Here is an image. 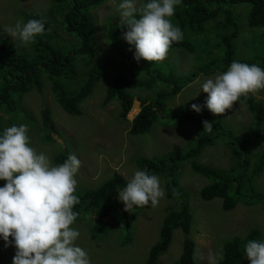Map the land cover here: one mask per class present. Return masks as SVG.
Returning a JSON list of instances; mask_svg holds the SVG:
<instances>
[{
  "label": "rangeland",
  "instance_id": "1",
  "mask_svg": "<svg viewBox=\"0 0 264 264\" xmlns=\"http://www.w3.org/2000/svg\"><path fill=\"white\" fill-rule=\"evenodd\" d=\"M118 2L119 0H116V3L113 0H105L89 11L97 24L96 36L101 44H105L106 38L103 31L106 29L105 21L109 19L108 17L114 18L117 24L120 23L117 12ZM48 5H50L49 0H0V27L3 29L5 25H14L17 20L25 21V14L28 11L42 12L51 21L55 18L59 19L58 11L55 12L52 6L46 15L44 8ZM225 7L230 10V14L238 24V34L233 40L237 57L239 59H251L253 56L264 57V26H249L248 15L251 5L227 3ZM207 26V37L206 34L202 35L211 40V37L215 35L214 22L209 21ZM231 31L230 29L229 32ZM58 38L66 45V48L78 47L80 44L79 38L75 35L65 36L64 34V40L60 35ZM36 40L38 39L36 38L27 45L13 40L12 45L18 52L27 54V58L44 61L48 57L43 55H49L44 50L42 52L39 50L40 47L36 46ZM121 42L127 43L123 38ZM210 48L212 47L208 46V50ZM214 50L215 53L219 51L217 48ZM35 53L41 56L36 57ZM96 53L93 58L95 62L105 60L101 51H96ZM215 53L203 50L189 52L183 49H171L163 61H147L154 66L164 65L166 68L173 69L175 73L186 76L194 71L192 64L206 65L210 72L198 74L196 79L185 85L176 95L168 97L165 100L164 116L153 122L146 133L135 135L129 133L128 121L118 117L119 101L117 98H114L108 105H102L106 86L113 79L114 74L127 68L121 65H118V68L112 66L102 74L92 93L81 102V113L78 115L68 113L57 102L50 85L56 84L55 82L59 79H50L47 72L42 69L38 73L41 90L33 88L19 94L9 110L3 112L0 131L13 124L27 125L30 145L38 152L47 153L54 164H57L55 163L56 156L64 149L69 154L76 155L81 161L80 169L75 177L77 180L76 195L87 188L102 184L115 171L119 173L121 171L130 177L133 169H140L135 162L136 158L160 157L171 152L182 153L190 148L201 134L199 125L203 124V121L197 124L192 121L177 120L172 114L181 109L193 114L195 111L190 108V105L200 103L205 99L207 93L200 90V84L207 78L218 74L222 68ZM67 86L62 84L60 88L68 89ZM162 88H165V84L158 81L150 88L130 89L134 103L132 102L131 110L127 115L128 120H131L137 112L139 113V98H147L151 101ZM248 95L264 102V89ZM193 96L195 97L191 98ZM44 105L51 109L56 125V133H50V138L44 136L46 129L43 128L41 115ZM200 113L207 116L204 121H209L208 118L220 119L221 126L236 139L250 131L252 124L253 115L243 96L234 102L233 107L227 109L224 114H213L206 108H203ZM262 151H264V141L256 147H247L244 150L245 157L249 159L248 171L251 169L253 171V163L257 162ZM195 161L216 168L230 169V166L234 164V156L226 144V138L218 137L213 143L204 146L199 155L195 157ZM109 175L111 176L106 178ZM157 176L160 178L165 195L156 207L151 206L149 209L140 210L142 212L136 220H133L129 239L122 244V247H120V242L126 237L128 230L119 227L102 233L96 236L92 247L88 226L92 222V214L83 213L76 220L77 222H74L72 227L77 228L81 233L77 241L90 249L91 264H139L146 261L150 247L159 237L160 227L165 216L169 214L170 206L173 209L177 208V204L180 206L179 198L187 200L191 209V235L196 242L194 251L196 264H208L207 257L210 252H222L223 244L227 240L233 237H243L251 228L259 229L264 239L262 202L246 203L241 199L242 202H239L236 207L226 211L222 208L221 197L202 200L199 197V190L210 183L211 179L193 170L190 160H183L179 165L175 183L179 190L178 198L170 196L165 190L166 183L163 175ZM3 183L4 181L0 180V186ZM247 184L243 185L242 197H249L257 192L264 193V167L251 181V184ZM183 239L184 234L181 229H174L167 250L158 258V264H172L176 261L182 252ZM14 253V247L11 245L5 247L4 241L0 240V264H12ZM241 264H249L248 259Z\"/></svg>",
  "mask_w": 264,
  "mask_h": 264
},
{
  "label": "trees",
  "instance_id": "2",
  "mask_svg": "<svg viewBox=\"0 0 264 264\" xmlns=\"http://www.w3.org/2000/svg\"><path fill=\"white\" fill-rule=\"evenodd\" d=\"M101 1L104 2V0H49L50 5L44 8L46 15L52 6L55 12L58 11L60 17L53 21L47 19L42 12H26L25 21L40 18L46 21L45 32L36 40V46L40 47L39 50L41 52L44 50L49 55H43L48 57L44 61L29 59L27 54L18 52L12 45L13 39L0 27V125L3 112L9 110L19 94L33 88L41 90L38 73L42 69L47 72L50 79H59L55 82L56 84L50 85L57 102L68 113L78 115L81 113V102L92 93L102 74L112 66H117V68L118 65L127 66L126 69L114 74L113 79L106 86L102 100V105H108L114 98H117L119 101L118 117L125 121L128 120L127 113L134 103L130 89L150 88L158 81L164 83L165 88L160 89L151 101L147 98L138 99L141 109L130 121L129 129V132L134 135L148 132L153 122L164 116L165 100L168 97L177 94L184 85L193 81L196 75L210 72L206 65L192 64L194 71L191 74L176 75L171 68H166L164 65L154 66L145 63L143 59L137 63L133 58L134 49L129 50L130 46L121 42L124 29L112 17H108L109 19L105 21L106 29L103 31L106 38L105 44L99 43L96 36L97 24L92 19L89 9ZM227 3L250 4L249 25L264 26V0H183V4L177 6L172 22L181 28L184 39L178 43L174 42L170 49L178 48L189 52L203 50L215 53L214 48H217L219 51L215 55L222 67L221 71L226 70L234 60L257 64L264 69V57L262 56H253L251 59L237 57L233 40L238 34V25L230 14V10L224 7ZM211 20L215 21V35L210 40L200 32H204L206 24ZM230 29L231 32H229ZM64 34L65 36L75 35L79 38V46L66 48V45L58 38L60 35L64 40ZM208 46L212 48L208 50ZM96 51L104 54V61L95 62L93 60L97 54ZM34 55L41 56L36 53ZM176 65L178 66V63ZM62 79L67 80L62 81ZM62 84L68 85V89L62 90L60 88ZM243 99L253 114L250 131L243 137L236 139L221 126L219 119L214 120L213 130L209 133L203 130V124H201L205 119L204 116H199L200 121H198L196 114L181 109L172 114L177 120L201 124L199 125L201 134L194 144L179 154L171 152L160 157H138L135 162L140 169L150 174H162L166 183L165 190L172 197H179V190L175 183L180 162L190 160L193 170L211 179L210 183L199 190V197L202 200L221 197L222 208L226 211L236 207L239 202H242L241 199L246 203L262 202L264 206V193L262 192L249 197L241 195L243 185L251 184L253 178L264 167V151L252 167L253 171L252 169L248 171L249 160L244 155L247 147H256L264 141V102L248 95L243 96ZM41 115L43 128L46 129L44 136L50 138V133H56L52 111L44 105ZM218 137L226 138V144L234 156V164L231 163L230 169L216 168L195 161V157L199 155L204 146L213 143ZM68 155L69 153L64 149L56 156L55 163H63ZM111 175L107 176L106 178L111 177L97 187L79 192L77 194L79 203L73 209L77 213V219L83 213L92 214V222L88 225L92 247L96 236L119 227L128 230L126 237L120 242V247H122V244L129 239L133 220H136L142 212L140 210L151 208L149 203L142 208L133 207L129 212L126 211L123 202L117 198V193L125 186L129 176L127 177L121 171L120 173L115 171ZM231 190L232 194H230ZM179 201L180 206L177 204V208L173 209L170 206L169 214L165 216L160 227L158 239L150 247L146 261L139 264H158V258L167 250L173 230L176 228L181 229L184 239L182 252L172 264H196L194 261L195 242L191 235V209L187 200L179 198ZM252 239L264 240L259 229L251 228L245 236L227 240L222 247L223 259L220 264L243 263L247 259L244 256V246ZM77 244L90 255V249L85 244L80 241H77Z\"/></svg>",
  "mask_w": 264,
  "mask_h": 264
},
{
  "label": "clouds",
  "instance_id": "3",
  "mask_svg": "<svg viewBox=\"0 0 264 264\" xmlns=\"http://www.w3.org/2000/svg\"><path fill=\"white\" fill-rule=\"evenodd\" d=\"M182 4L183 0H119L117 12L118 24L124 29L122 38L130 45L129 50L134 49L133 58L137 63L141 59L145 63L163 61L171 45L184 39L181 28L172 22L177 6ZM45 23L43 18L17 20L14 25L3 26V31L27 45L43 35ZM207 28L206 24L200 34L207 37ZM262 89L264 69L257 64L234 60L226 70L200 84V90L207 96L190 108L200 121L201 115L207 118L200 113L203 108L213 114H224L242 96ZM208 119L203 121V130L210 133L216 119ZM131 120H127L129 124ZM29 140L28 126L24 124H13L0 131V180L4 181L0 186V240L5 247H14L12 264H91L88 252L76 243L80 231L72 227L77 219L73 210L79 203L75 177L81 161L69 154L63 163L54 164L47 153L38 152ZM164 195L157 175L133 169L117 198L129 212L133 207L142 208L149 203L156 207ZM244 256L249 264H264V240L247 241ZM222 259L221 251L210 252L207 257L208 264H220Z\"/></svg>",
  "mask_w": 264,
  "mask_h": 264
},
{
  "label": "bare ground",
  "instance_id": "4",
  "mask_svg": "<svg viewBox=\"0 0 264 264\" xmlns=\"http://www.w3.org/2000/svg\"><path fill=\"white\" fill-rule=\"evenodd\" d=\"M195 242V241H194ZM195 245H196V242H195Z\"/></svg>",
  "mask_w": 264,
  "mask_h": 264
}]
</instances>
